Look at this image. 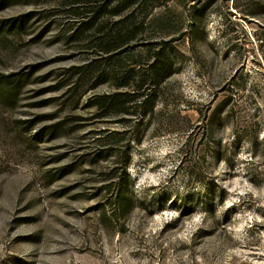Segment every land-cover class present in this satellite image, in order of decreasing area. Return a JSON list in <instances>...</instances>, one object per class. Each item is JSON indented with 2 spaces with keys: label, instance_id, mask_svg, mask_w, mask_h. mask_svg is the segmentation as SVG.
<instances>
[{
  "label": "rangeland",
  "instance_id": "rangeland-1",
  "mask_svg": "<svg viewBox=\"0 0 264 264\" xmlns=\"http://www.w3.org/2000/svg\"><path fill=\"white\" fill-rule=\"evenodd\" d=\"M85 1L0 0V264H264V0L155 8L134 116L93 107L124 64L72 37Z\"/></svg>",
  "mask_w": 264,
  "mask_h": 264
},
{
  "label": "trees",
  "instance_id": "trees-1",
  "mask_svg": "<svg viewBox=\"0 0 264 264\" xmlns=\"http://www.w3.org/2000/svg\"><path fill=\"white\" fill-rule=\"evenodd\" d=\"M164 1L86 0L76 8L78 11L82 10L78 16L83 18V21L75 28L72 37L81 40V37L87 38L88 32H94L99 35L94 41L100 45L96 53H101L98 54L101 56L106 55V61L124 64L119 77L117 76L119 82L115 85L116 91L97 98L93 104L101 116L113 113L120 116H134L136 111L144 108L151 99L150 92H156L162 81L171 76L173 65L171 53L158 42L145 46L144 61L125 65L129 57H123L128 52L126 46L136 41L138 36L146 31V24L150 25L152 21H148V17ZM199 1H190L194 2L190 5V12L196 11ZM156 21L161 22L162 19ZM119 184H113L112 187H115V205L121 209V198L124 194L119 191L121 186Z\"/></svg>",
  "mask_w": 264,
  "mask_h": 264
}]
</instances>
